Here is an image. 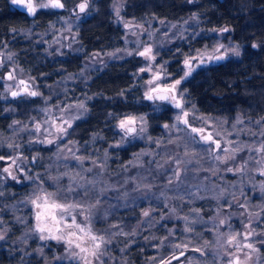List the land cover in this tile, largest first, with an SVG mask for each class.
Segmentation results:
<instances>
[{
	"label": "trees",
	"instance_id": "16d2710c",
	"mask_svg": "<svg viewBox=\"0 0 264 264\" xmlns=\"http://www.w3.org/2000/svg\"><path fill=\"white\" fill-rule=\"evenodd\" d=\"M117 4L121 5V14L127 19L187 23L189 29L184 30L182 36L175 33L176 38L172 42L158 48L160 61L167 62L166 68L173 77L181 75L182 60L186 55L213 43L212 38L216 34L212 29L227 27L230 30L228 36L241 48L240 56L204 65L184 81L182 87L187 89L189 106L194 104L200 113L230 121L238 114L243 115L246 122L248 117L256 120L264 116V0H92L89 12L76 23L75 39L70 47L61 46L59 49L52 31L59 18L57 9L41 10L36 16H30L26 10L13 6L10 0H0V48H8L17 65L34 78L43 94L42 97L20 96L14 99L0 96V138H7L13 121L24 123L37 117L45 97L68 99L69 102L81 99L88 111L73 123L66 140L77 142L79 155L103 158L107 151L108 168L104 174L107 179L120 178L124 182L123 177L140 171L141 168L136 167H130L127 172L121 170V166L143 144L139 140L121 143L118 118L127 114L144 115L148 135L156 136L161 133L162 124L171 120L174 109L169 105L156 106L143 99L142 78L137 77L141 66L139 56L111 58L105 54L102 62L95 63L93 54L125 46V29L117 22L114 10ZM253 44L258 47H252ZM3 76L0 70V87ZM25 137L27 134H22L21 138ZM117 143L121 146L114 147ZM54 149L52 145L32 143L28 150L42 157L39 160L41 169L52 165L51 169L55 170V165L60 162L53 157ZM45 174L42 173V178ZM162 180L163 176L160 177ZM161 182L156 184V188H161ZM32 187V183L24 181L22 176L18 181L10 177L0 181V190L5 193L0 197L4 218L13 216L9 212L15 204L28 223L32 222L30 209L18 203L31 192ZM125 187L133 188L134 185L129 182L121 185L119 192H109L104 207L112 206L114 215L111 222L129 227L136 220L130 215L136 205L122 198ZM174 192L170 190L173 195L176 194ZM137 200L140 206L144 205L142 198ZM154 202L158 212L163 203L157 199ZM6 224L9 232L4 240H0V264H23L24 253L35 248L37 240L33 237L24 242L25 224L13 219ZM104 225L97 222L96 227ZM144 230L145 233L121 253L130 264L148 261L144 254L157 250L155 246L159 239L153 237L160 238L165 228L163 224L150 228L146 224ZM152 231L155 234L150 237ZM170 254L164 253L166 256ZM24 264L54 262L37 260Z\"/></svg>",
	"mask_w": 264,
	"mask_h": 264
},
{
	"label": "snow or ice",
	"instance_id": "6c2138e0",
	"mask_svg": "<svg viewBox=\"0 0 264 264\" xmlns=\"http://www.w3.org/2000/svg\"><path fill=\"white\" fill-rule=\"evenodd\" d=\"M191 2V0H190ZM13 5H17L26 10L30 16H36L41 10H62L66 8V0H11ZM92 0H79L73 9V14L80 18V14H87ZM78 10V11H77ZM114 10L119 18V8L114 5ZM196 19V17H193ZM126 29L131 30L133 27L143 29V25H133L130 22L122 21ZM67 23V21H66ZM161 23H164L161 21ZM54 27V26H53ZM176 27V25H172ZM71 31V29H68ZM211 31L219 32L221 35L229 32L227 27L221 29H212ZM133 35L137 33L133 32ZM152 33H149L151 36ZM138 47L135 51L127 49H117V52L123 51L125 55H136L142 57L149 63L145 67L139 69L140 73L150 72L151 78L146 83V90L143 99L153 103L169 105L175 109L174 123L164 124L163 127L169 133L167 144L159 138L147 137L150 144H154L156 148H164L161 155L155 151H141L134 154L132 161L122 165L123 172L129 171L130 167L143 168V157L152 156L153 160L147 161L149 165L155 164V168H150L149 172L155 173L153 180L163 176L164 188L178 191L183 188L184 192L175 197L166 196L165 191H160L157 200H164V208H169L168 199H179L185 201L188 197V203H194L196 200L211 199L216 202L215 208L211 211L214 213L204 218V209L202 207H192L189 214L179 216L177 208L171 207L169 212H160V219H180L184 222L182 232L187 234L179 243L167 244L172 249V253L168 257L151 259L156 264H173L177 261L180 264L181 257H185L188 251L198 253L201 257H205L211 252L213 260L211 264H252L255 257V264H262V253L260 246H264V228L257 230L254 224L264 218V203L260 205H251L249 198L241 201L236 193L229 192L225 187L217 181L224 180L221 173H231L233 176L243 178L248 176L250 172L257 173L264 177V116L259 119L252 120L247 118V122L243 115H236L230 121L228 118L212 117L210 115H199L194 104L190 105V101L186 98L187 89L183 88V82L193 75L198 67H203L212 62L223 61L228 58L229 54L240 56L237 47L229 48L223 43H218L208 51V47L197 49L196 54H188L183 59V74L179 78L172 77L171 73L166 70V63L155 67L156 53L153 46L141 41H137ZM142 47V50L140 48ZM252 47H258L253 44ZM100 54H93V58ZM109 57H113L115 53H106ZM8 60H12V56H7ZM3 66V60L0 59V67ZM21 71H23L21 69ZM171 77V79H169ZM73 78V77H69ZM14 71L10 72L7 80H15ZM31 79V78H30ZM17 90L12 91V85H8L7 90L13 98L20 96L42 97L43 94L31 87L29 81L20 79L17 83ZM122 95V93H121ZM45 103L50 97H45ZM52 108L59 110L61 115L55 116ZM72 109H76L78 114L69 115ZM46 115V119L42 123H34L31 129L34 133L43 131V139L37 137L29 140L28 143H39L47 145H56V152L53 155L56 161H64V171L59 170V164L56 165L57 173L53 175L50 171L52 165L45 169L46 178H42L37 172L35 175H29L28 171L22 166L20 161H28V157L22 155L4 156L0 155V161L7 166L0 167V173L6 174L13 181H18L19 177L15 173H22L24 179L29 180L33 187L31 192L27 193L23 200L19 201L20 205L27 207L31 212V223L21 216H16L18 223L25 224L27 230L22 238L27 242L29 238L43 242V246L38 247L36 251L41 256L44 254V247L48 246V242H55L62 248V253L53 256L54 264H111L115 259L112 256L109 246L118 238H124V247L121 252L126 251L137 235V229L125 231L124 226L120 222H111L114 215L112 206L104 207L107 194L111 191L119 192L120 185L109 183L104 179L107 171L108 152L105 151L103 158L92 155H78L80 151L76 141L66 142L61 148L58 141L70 135L69 129H72L73 123L82 118V114L88 111L85 102H78L75 105H52L41 109ZM110 116L113 114H109ZM35 120V118H33ZM199 126H196V124ZM21 124L20 121H13L14 125ZM117 127L122 133L121 143L127 138H145L147 131V120L143 115L137 116L132 114L124 115L118 118ZM17 131H29L27 125L17 129ZM241 136H248L252 139L244 140ZM259 138L258 141L256 138ZM121 143L113 145L120 147ZM168 145L175 146L169 150ZM200 147L197 148L196 146ZM4 146V142L0 141V147ZM9 149L21 147L12 142L7 143ZM159 156L157 160L155 157ZM39 155L31 157V162L36 163L41 160ZM68 161L75 162L73 168ZM88 161L90 166H85ZM255 164L256 167L251 168L250 165ZM171 173L170 175L168 173ZM206 173L200 178V173ZM0 175V181L6 178ZM189 177L192 180H198L197 184H190ZM215 178V179H214ZM250 179H254L251 177ZM66 180V183L64 182ZM50 182V183H49ZM133 183V192H141L146 197L152 193L153 183L146 176L128 177L124 184ZM227 183V182H225ZM236 182L230 187L236 188ZM255 187V185H253ZM262 200H264V180L259 183ZM51 188V190H49ZM205 193L202 195L201 193ZM5 195L0 190V197ZM128 192L123 193L122 198H127ZM231 195V199L226 197ZM240 195L243 196V189H240ZM224 201V203H221ZM235 205L236 209L242 211H227ZM12 208H16L15 205ZM3 209H0L2 211ZM155 208L149 207L143 209L141 215L145 218L139 221L137 227L147 223L150 228L152 224V213ZM240 218V228L237 229L231 223L232 217ZM97 222H101L106 226L103 228L96 227ZM158 223V221H157ZM211 223L208 229L212 233L213 240L203 239V233L197 231L196 225H207ZM4 224L0 219V226ZM227 228V231L223 229ZM7 229H0V240L5 239ZM175 236L174 229H168V233L159 239L157 247H164L165 242L170 237ZM195 238V239H194ZM145 240L148 237H144ZM202 241V242H199ZM178 253V254H177ZM187 264H208L195 257H185Z\"/></svg>",
	"mask_w": 264,
	"mask_h": 264
},
{
	"label": "rangeland",
	"instance_id": "374dc122",
	"mask_svg": "<svg viewBox=\"0 0 264 264\" xmlns=\"http://www.w3.org/2000/svg\"><path fill=\"white\" fill-rule=\"evenodd\" d=\"M11 2V0H10ZM79 2V0H66V8L62 9V10H58V14H59V18L56 22L55 25H53L54 27L52 28L53 33H55V42L58 44L57 49H59V47L61 46H66L67 48L70 47L71 43L74 41L75 39V26L76 23L82 18L83 14H80V18L77 19V17L73 14V9H75V5ZM92 4V3H91ZM13 5V4H12ZM15 7L24 9L22 7H19L17 5H13ZM91 7V5H90ZM116 7L119 8V18L116 15V11H115V15H116V20L117 22L121 23L124 26V23L122 21H126V22H130L133 25H143V29L140 28H136L133 27L131 30L129 29H125V46H123V48H117V49H127L129 51H135L137 50L138 44L137 41H141L144 42L146 44L152 45L154 52L156 53V61L154 66L155 67H159V65L165 64L164 62L160 61L159 56H158V48L162 47L163 44H167L169 42H172L176 36L175 33L182 36V34L184 33V30L186 31V29H189L186 24L180 25L176 22H171V23H161V21H147L145 20H136V19H127L125 18L122 14H121V5L117 4ZM90 9V8H89ZM25 10V9H24ZM78 11V10H77ZM89 12V10H88ZM67 21V23H66ZM172 25H176V27H172ZM71 29V31H69L68 29ZM135 32L137 33V35H133L132 33ZM149 33H152L151 36H149ZM216 34L215 38L213 40V43L208 47V51L210 52L212 47H214L215 45H217L218 43H223L224 45H226L229 48L232 47H237L238 46V50L241 52V48L240 46L231 39L230 36H228L227 33H224L223 35H221L219 32H214ZM49 46H51V44H48ZM205 48V47H204ZM204 48H200V49H204ZM117 49H113V50H109L107 53H115L116 55L111 57H124L127 56L124 54L123 51L121 52H117ZM140 50H142V47L140 48ZM106 52H101L100 55L98 57L94 58L95 63H100L102 62L104 59L103 57L105 56ZM196 52L192 55H195ZM11 55L12 56V60H8L7 56ZM230 57H237L235 55H231L229 54L228 58ZM185 58V57H184ZM0 59L3 60V66L0 67V70H2L3 72V77L1 78V82H2V86L0 87V96L4 99H14L11 94L10 91L7 90L8 85H12V91L17 90V83L20 79H24L26 81H29L31 87L35 90H38L37 88V84L36 81L34 80V78L32 76H30L29 74H26L23 71H21V67L19 65H17L16 60L14 58V56L10 53V51H8V48H0ZM141 59V67H145L147 66V64L149 63L148 61L144 60L142 57H140ZM220 62V61H219ZM213 63H217V62H212L209 64H213ZM206 64V65H209ZM166 66V65H165ZM139 68V69H140ZM200 68V67H198ZM197 68V69H198ZM196 69V70H197ZM167 70V68H166ZM15 74L16 79L13 81H9L7 80V76L10 72H13ZM168 71V70H167ZM170 73V72H169ZM183 74V60H182V73ZM172 77L173 74L171 73ZM180 75V76H181ZM179 76V77H180ZM138 78H142L141 81V85L143 87V95L144 92L146 90V81L148 79L151 78V73L150 72H145V73H140L138 70V74H137ZM179 77H175V78H179ZM31 78V79H30ZM169 79H171V77H169ZM39 91V90H38ZM23 96V95H22ZM77 97V96H76ZM75 97V98H76ZM145 100V99H144ZM78 102H83L81 99H76L73 102H69V100H54L53 98L50 97V99L47 101V103H45V99L43 100V104L42 106L39 107V111H38V116L34 117L35 120L31 119L30 121L21 123L19 125H14L13 127H11L10 131L8 132L7 138H0V141L4 142V146L0 147V155H4V156H17V155H22L24 157H28V161H20V163L22 164V166L28 171L29 175H35L37 172H39L41 175L42 173L45 172L44 169L40 168V161H37L36 163H32L31 162V157L33 156H37L36 153L32 154L31 150H28L32 144H29L28 141L29 140H34L37 137L43 139V131L41 133H34L31 131V129L34 127V123H42L45 119H46V115L45 113H43L41 111V109L45 108V107H52V105H61L63 107H66L67 105H75ZM151 102V101H150ZM152 104L156 105V106H164L165 104H161L160 102H156ZM175 109H174V115L171 118V120L167 123L164 124H171L174 123V116H175ZM52 112L55 116L59 117L61 115V113L59 112L58 109L56 108H52ZM78 114V111L76 109H72V111L70 112L69 115L65 116V118H69V116H75ZM199 115H207V114H203L198 112ZM137 116H140V114H136ZM144 116V115H143ZM211 116V115H210ZM162 124V130L161 133H159L156 136H151L148 135V131H146V133L144 134L145 138H127L124 140L125 143L128 142H133V141H141V143L143 144L141 146V149L138 150L137 152L133 153L132 157L123 165L128 164L129 161H132L134 158V154L136 153H140L141 151H155L160 153L161 155H163L164 153V148H156L154 144H150L147 140L148 136H151L152 138H159L161 140H163L165 142V144H167V140L169 138V133L167 132V130L164 129ZM27 125L29 131H22L19 132L17 131V129L21 128L22 126ZM196 126H199V124L197 123ZM22 134H27V137H25V139H22L21 136ZM122 134V133H121ZM24 138V137H23ZM241 139L244 140H250L252 138L248 137V136H241ZM258 141V137L256 138ZM8 142H12L15 143L17 145H20L21 147L16 148V149H9L7 147V143ZM66 142H69L68 140H66V137H64L61 141H58L59 146L61 148H63L64 144ZM39 144V143H37ZM42 145H46V146H50L47 144H42ZM27 146V147H26ZM55 147L54 149V153L56 152V145H52ZM175 146L173 145H168V149L171 150L173 149ZM197 148H199L200 146L197 145ZM78 154V153H77ZM79 155V154H78ZM53 157L55 158V156L53 155ZM160 157L157 156L155 157V159H159ZM56 159V158H55ZM149 160H153L152 156H145L143 157V161H144V167L140 169V171H137L136 173H134L133 175H130L128 177H137V176H146L148 177V180L151 181L154 185L152 193L148 194L146 197L143 195V193L140 192H133L132 189L133 188H127L124 189L121 193V196L123 197V193L124 192H128L130 193V195L124 200H129L131 201L134 205H136L135 208H132V210L130 211V215L131 217L135 216L136 220L135 223L132 226L129 227H125L124 226V230L125 231H131L133 228L137 229L138 235L135 239L138 238L140 235H143L145 233L144 230V226L147 224H142L139 227H137L138 222L139 221H143L145 220V218L141 215V212L143 209H147L150 206L155 208L153 205L155 204L154 201H156L157 196H159L160 191H165L166 196L168 197H175L180 195L181 193L184 192V189L181 188L178 191L173 190L174 193L176 194H172L170 193L171 189H165L164 188V178L162 180V182L160 181V177L153 180V176L155 175V173H151L149 172L150 168H155V164L153 163L152 165H149L147 163V161ZM59 170L60 171H64V167L63 164L65 163L64 161H59ZM67 163H69L73 168H75V162L74 161H68ZM3 166H7V164L3 161H0V167ZM85 166H90V163L88 161L85 162ZM56 167V165H55ZM251 168L256 167L255 164H251L250 165ZM51 173L53 175H55L57 173V167L55 168V170H50ZM46 173V172H45ZM18 175V177L20 178V176H22L24 181H29L24 179V176L22 173H15ZM169 175L171 174L170 172L168 173ZM0 175H4L6 177V174L0 173ZM206 175V173H200V178H203V176ZM221 175L224 177V180H220L217 181L218 183H220L221 185L228 187L229 192H235L237 197L243 201L246 197L249 198V203L251 205H260L261 203H264V200H262V196H261V191H260V187H259V183L260 181L264 180V177L259 176L257 173L254 172H250L248 176L243 178V181L241 183V178L237 177V176H233V174L231 173H221ZM47 173L44 175V178H46ZM128 177H123V179H127ZM251 177H254V179H250ZM104 179L107 180L109 183H116L118 185H124V182L120 179H107L104 175ZM215 179V178H214ZM122 181V182H121ZM66 183V180L64 181ZM159 182H161L162 186H160L161 188H156V184H158ZM190 184H197L198 180H192L191 177H189V181ZM227 182V183H225ZM236 182V188H231L230 185ZM50 183V182H49ZM255 185V187L253 186ZM243 189V193L244 195L241 196L240 195V189ZM51 190V188L49 189ZM202 195H205V193H201ZM138 198H142L144 200V205L140 206V203L137 202ZM189 198L186 197L185 201H181V200H176V199H168L167 203L169 205V208H164V200L161 199L163 206L159 208V211L156 212L154 211L152 213V224L153 226H158L159 224H163L165 230H164V234H162L160 236V238H163L164 236L167 235L168 233V229H174L175 230V236L169 238V241L165 242V246L164 247H157V244L155 246V249H157L154 253H148V254H144V257L146 259H148V261H151L150 263L145 262V264H156V262H154L151 258L152 257H156L157 259L161 258V257H168L166 255H164V253L167 252H171L172 253V249L170 247L167 246V244L169 242L171 243H179L182 239L185 238V236L187 234L182 232V229L184 227V222L183 220L180 219H175V218H170V219H160V212L163 211L166 214L169 212V209L171 207H176L179 216H184L186 214H189V210L192 207H202L205 211H204V218L205 220L208 219L209 215L214 214L211 210L215 208V204L216 202L214 200L211 199H206V200H196L194 203H188L187 200ZM226 199L230 200L231 199V195H228L226 197ZM255 201V202H254ZM221 203H224V201H221ZM15 205V204H14ZM16 208H13L11 212L12 213V217L11 218H4V213H2V211H0V219H3L4 224L2 226H0V229H7L6 231V235L5 237L8 236V232H9V228L7 227L6 222L9 221L10 219L16 220L15 217L16 216H21L23 217L21 214L23 213L20 209V207L18 205H15ZM19 207V209L17 208ZM25 208V207H23ZM0 209H3L2 207ZM156 209V208H155ZM225 210L227 211H242L239 209H236L235 205H233L232 209H227V206L225 205ZM158 221V223H157ZM231 223L233 224L234 227H236L237 229L240 228V218L237 216L232 217ZM102 223L99 222V225H101ZM105 227V225H104ZM197 231H201L203 233V239H207V240H213V236L212 233L210 231H208L209 228H211V223L207 224V225H202V224H197L196 226ZM254 227L257 228V230H260L261 228H264V218L261 219V221H258L254 224ZM103 228V227H100ZM23 230H25V228H23ZM224 231H227V228L223 229ZM154 231L151 232L150 237L153 236ZM195 239V238H194ZM202 242V241H199ZM134 244V243H131ZM26 246V244L24 245V247ZM43 246V242H40L37 240V244L36 247L31 249V250H27L24 253V256L22 257V263L24 264L25 262H29V261H37V260H42L44 263H46L47 261H51L53 262V256L54 255H59L62 253V248L59 245H56L55 242H48V246L44 247V254L43 256L40 255V253H38L36 251V249L38 247ZM258 247H260L261 249V253H262V249L263 246L257 245ZM124 247V238H118L117 240H115L113 242L112 245L109 246V250L112 254L113 257H115V259L111 262V264H130L126 258V256H122L121 253L123 252H119L121 248ZM26 248V247H25ZM119 250V251H118ZM162 252V253H161ZM171 255V254H170ZM185 257H195L197 260L203 262L205 260L208 261V264H211L212 260H213V256L211 254V252H209V254L205 257H201L198 253H194L191 251L186 252ZM185 257H181V261L180 264H187V260L185 259ZM29 258V259H28ZM173 264H177V261H173ZM252 264H255V257H253V262ZM262 264H264V255L262 254Z\"/></svg>",
	"mask_w": 264,
	"mask_h": 264
}]
</instances>
